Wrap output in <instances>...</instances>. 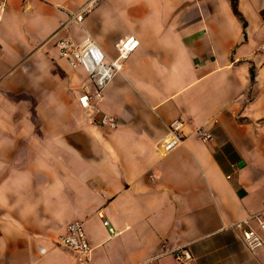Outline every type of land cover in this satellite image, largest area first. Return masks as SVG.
<instances>
[{
	"label": "crops",
	"instance_id": "crops-1",
	"mask_svg": "<svg viewBox=\"0 0 264 264\" xmlns=\"http://www.w3.org/2000/svg\"><path fill=\"white\" fill-rule=\"evenodd\" d=\"M88 1L0 0V264H75L57 242L73 219L90 264H180V247L190 264H264L230 226L264 217V0H237L242 17L230 0H97L70 21ZM85 32L111 58L138 39L99 102L114 129L87 122L94 83L55 46Z\"/></svg>",
	"mask_w": 264,
	"mask_h": 264
},
{
	"label": "built area",
	"instance_id": "built-area-1",
	"mask_svg": "<svg viewBox=\"0 0 264 264\" xmlns=\"http://www.w3.org/2000/svg\"><path fill=\"white\" fill-rule=\"evenodd\" d=\"M96 1L89 0L79 10L70 11L69 20L81 22L85 13L89 11ZM4 6V3H0V22ZM137 45L138 39L133 35H126L120 38L115 43L117 55L111 58L88 32H85L79 41L70 38H59L55 41L58 54L66 58L69 65L73 68L83 66L94 83L92 91H83L77 96L78 104L85 111L86 120L89 124L109 129L117 127L116 117L102 111L99 107V102L103 98L105 85L114 75L123 70L124 59ZM259 50L264 53V40L261 41ZM184 128L185 121L181 117L175 118L169 123L166 148L174 147L182 141ZM195 133L202 140L212 137L209 129H195ZM252 221H255L256 227L251 224ZM104 224L108 226L110 234L116 233V229L110 225L108 220H104ZM230 226L239 230L244 244L250 251L256 252L264 247V217L261 216V212L236 220ZM57 242L72 252L75 257V264H90L92 247L81 219H73L68 222L65 232L58 236ZM174 256L180 264H190L193 258L187 247L178 248Z\"/></svg>",
	"mask_w": 264,
	"mask_h": 264
},
{
	"label": "trees",
	"instance_id": "trees-1",
	"mask_svg": "<svg viewBox=\"0 0 264 264\" xmlns=\"http://www.w3.org/2000/svg\"><path fill=\"white\" fill-rule=\"evenodd\" d=\"M231 2V6L233 11L240 17H242L241 13L239 12L238 8H237V0H230ZM252 76H253V72H252Z\"/></svg>",
	"mask_w": 264,
	"mask_h": 264
}]
</instances>
